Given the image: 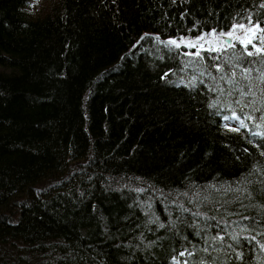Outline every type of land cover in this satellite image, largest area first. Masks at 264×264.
<instances>
[{
	"label": "trees",
	"instance_id": "1",
	"mask_svg": "<svg viewBox=\"0 0 264 264\" xmlns=\"http://www.w3.org/2000/svg\"><path fill=\"white\" fill-rule=\"evenodd\" d=\"M45 1L0 0V264H264V63L166 43L264 0Z\"/></svg>",
	"mask_w": 264,
	"mask_h": 264
},
{
	"label": "snow or ice",
	"instance_id": "2",
	"mask_svg": "<svg viewBox=\"0 0 264 264\" xmlns=\"http://www.w3.org/2000/svg\"><path fill=\"white\" fill-rule=\"evenodd\" d=\"M261 7H264V5H261ZM251 21H252V18L249 17V22H250L249 25L234 24L231 30L227 32L220 31L218 34L216 33L215 30H213L212 32L206 35L198 36L195 41L190 40V41L185 42L184 39L181 38L180 42H177V40L173 39V40L167 41L166 43L168 45L174 46L175 48H180L181 44H184L188 48H196L197 49L196 52L185 53V54L194 55L196 57H200L201 59H203V57L201 56L202 51L226 52L228 48H234L236 44L229 42L234 39L236 42H238L240 45L243 46L248 57L259 56L261 58L260 62L264 63V28L261 27L259 22L252 24ZM236 29L242 30V35L237 34ZM209 36H211L212 39H208L207 37ZM223 37L228 38V41H223L224 44H227V48L224 47L223 44H221V46L219 47L216 46V44L221 42V38ZM202 41L206 42L209 45V47L205 48L204 43H201ZM255 41H259V45ZM249 46H251L253 50H249ZM212 59H219V57H212ZM217 70H221L220 66H217ZM244 71L245 73H250L251 70L245 69ZM261 79H264V76H262ZM225 119H239V117H225ZM240 127L241 128L245 127L243 122L240 123ZM231 130L238 131L237 128H233ZM181 255H183V253H181Z\"/></svg>",
	"mask_w": 264,
	"mask_h": 264
},
{
	"label": "rangeland",
	"instance_id": "3",
	"mask_svg": "<svg viewBox=\"0 0 264 264\" xmlns=\"http://www.w3.org/2000/svg\"><path fill=\"white\" fill-rule=\"evenodd\" d=\"M47 5V1H45V0H37V2H35L32 6H31V9H32V11L34 12V14L35 15H39L40 13H42L43 11H44V8H45V6ZM245 25H248V24H245ZM262 27V26H261ZM262 28H264V27H262ZM236 33L237 34H240V35H242V30H240V29H236ZM196 38L197 37H194V38H191V37H189V38H183L184 39V41L185 42H187V41H195L196 40ZM208 39H212V37L211 36H209V37H207ZM226 39H227V37H223V38H221V42L220 43H218V44H216V46L217 47H219V46H221V44H223V46H224V43H223V41H226ZM171 40H173V39H171ZM175 40H177V42H180V40H181V38H179V39H175ZM232 41V43H235L236 41L233 39V40H231ZM258 45H259V41H255ZM201 43H204V47L205 48H208L209 47V45L206 43V42H201ZM181 47H185V48H187V49H196V48H188V47H186L184 44H181ZM234 117H236V116H234ZM231 123L234 125V126H236V125H239L240 123H241V120L240 119H231ZM177 264H186L185 262L183 263H180V262H178Z\"/></svg>",
	"mask_w": 264,
	"mask_h": 264
},
{
	"label": "water",
	"instance_id": "4",
	"mask_svg": "<svg viewBox=\"0 0 264 264\" xmlns=\"http://www.w3.org/2000/svg\"><path fill=\"white\" fill-rule=\"evenodd\" d=\"M226 41H228V38L226 39ZM230 43H232V41H229Z\"/></svg>",
	"mask_w": 264,
	"mask_h": 264
}]
</instances>
